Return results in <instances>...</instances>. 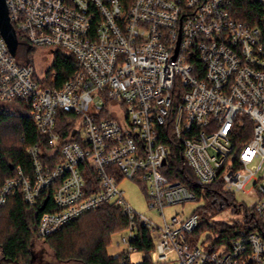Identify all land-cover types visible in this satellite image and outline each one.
<instances>
[{
	"label": "built area",
	"instance_id": "2783aa9c",
	"mask_svg": "<svg viewBox=\"0 0 264 264\" xmlns=\"http://www.w3.org/2000/svg\"><path fill=\"white\" fill-rule=\"evenodd\" d=\"M243 1L5 0L17 40L51 49L52 58L63 50L73 69L57 85L55 70L46 79L33 63L18 62L0 35V114L25 112L42 138L27 149L31 171L18 166L0 185V210L11 195L35 206L51 188L54 208L40 217L41 239L113 203L129 220L117 243L127 248L123 258L137 250L141 225L161 263L175 253V264H264L258 232L214 245L219 233L193 234L196 210L163 213L197 200L164 172L161 127L172 117L198 181L219 180L233 193L251 184V208L264 226V0H249L256 9L248 21L237 16ZM125 178L143 185L163 224L133 209L119 187Z\"/></svg>",
	"mask_w": 264,
	"mask_h": 264
},
{
	"label": "trees",
	"instance_id": "16d2710c",
	"mask_svg": "<svg viewBox=\"0 0 264 264\" xmlns=\"http://www.w3.org/2000/svg\"><path fill=\"white\" fill-rule=\"evenodd\" d=\"M242 3L243 9L237 16L248 21L246 12L255 10L256 5L249 0ZM16 35L17 38L21 37L18 32ZM71 59L63 50L57 49L51 64V70L56 72L57 85L71 74ZM178 104L179 99L173 96L172 116ZM4 105L12 104L5 102ZM171 121L172 117L161 127L162 141L169 148L168 164L164 172L170 179H180L194 192L197 200L203 201L197 209L199 223L193 234L199 235L205 230L219 233L214 245L229 243L231 239L251 231L258 232L264 238V226L254 215L253 208H245L243 220L231 223L210 221L212 215L223 207L233 204L235 210H239L240 206L235 201L234 193L224 191L219 180L207 184L198 181L183 157V146L173 131ZM41 139V134L25 112L0 114V185L7 177L17 173L18 166L25 171H31L27 149ZM43 148L46 149L47 146L44 144ZM53 208L51 188L45 191L42 200L35 206L27 205L19 195H11L8 198L0 210V264H3L4 260L20 264L30 262L34 239L50 243L55 255L60 259H79L84 264H133L129 259L123 258L121 253L112 256L107 252L111 235L125 229L129 223L118 206L106 203L80 215L51 236L41 239L36 235L40 217L45 211ZM132 243L137 250L144 251L142 260L135 264H165L152 261L150 254L153 241L145 227H137V237Z\"/></svg>",
	"mask_w": 264,
	"mask_h": 264
},
{
	"label": "rangeland",
	"instance_id": "374dc122",
	"mask_svg": "<svg viewBox=\"0 0 264 264\" xmlns=\"http://www.w3.org/2000/svg\"><path fill=\"white\" fill-rule=\"evenodd\" d=\"M29 45L26 42L17 41L15 49V56L18 62L29 61L34 64L39 75L49 79L52 74L51 64L53 58L51 56L52 50L47 49H29ZM29 50V52H28ZM119 187L124 191L125 199L133 207V209L147 218L154 221L156 224H163L162 215L158 210L152 209L148 205L146 193L142 184L133 181L131 179H121ZM235 201L240 206L239 210H235L234 205L230 204L223 207L221 210L216 211L210 218L211 222H233L236 220H243L245 208H251L256 201V193L252 190L251 184L246 185L245 192L239 191L234 193ZM203 204L200 200H191L183 204H174L164 207L163 213L167 219H170L177 213H183L188 216L194 210L197 211L198 207ZM127 233L126 229L114 232L111 237L109 244L107 245V252L109 255H115L123 250L127 249L124 244L117 245L120 241L121 236ZM214 233L209 230H205L200 233V239L205 240L207 237L213 239ZM208 238V240H209ZM207 240V241H208ZM32 259L26 264H84L79 259H60L55 255L53 248L50 243L40 239H34L32 244ZM144 251L134 250L130 252V261L135 264L142 260ZM152 261L157 262V254L155 251H151ZM24 260V259H23ZM169 264L176 263V254L170 253L168 256ZM3 264H20L12 261H2ZM24 263V262H22Z\"/></svg>",
	"mask_w": 264,
	"mask_h": 264
},
{
	"label": "water",
	"instance_id": "95a60500",
	"mask_svg": "<svg viewBox=\"0 0 264 264\" xmlns=\"http://www.w3.org/2000/svg\"><path fill=\"white\" fill-rule=\"evenodd\" d=\"M0 35L6 41L10 51L15 54L17 35L11 24L5 0H0Z\"/></svg>",
	"mask_w": 264,
	"mask_h": 264
}]
</instances>
